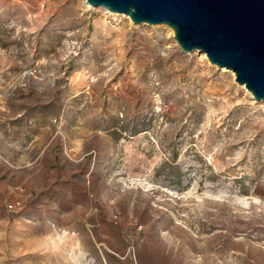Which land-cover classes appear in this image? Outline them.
I'll use <instances>...</instances> for the list:
<instances>
[{"label":"rangeland","instance_id":"1","mask_svg":"<svg viewBox=\"0 0 264 264\" xmlns=\"http://www.w3.org/2000/svg\"><path fill=\"white\" fill-rule=\"evenodd\" d=\"M0 264H264V100L164 23L0 0Z\"/></svg>","mask_w":264,"mask_h":264},{"label":"water","instance_id":"2","mask_svg":"<svg viewBox=\"0 0 264 264\" xmlns=\"http://www.w3.org/2000/svg\"><path fill=\"white\" fill-rule=\"evenodd\" d=\"M134 23L166 24L184 52L199 50L264 100V0H86Z\"/></svg>","mask_w":264,"mask_h":264},{"label":"bare ground","instance_id":"3","mask_svg":"<svg viewBox=\"0 0 264 264\" xmlns=\"http://www.w3.org/2000/svg\"><path fill=\"white\" fill-rule=\"evenodd\" d=\"M84 3L88 6V3H87V1L86 0H84Z\"/></svg>","mask_w":264,"mask_h":264}]
</instances>
